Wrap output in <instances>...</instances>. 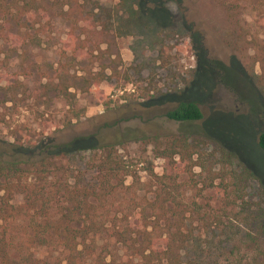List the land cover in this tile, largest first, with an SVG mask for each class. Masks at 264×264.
<instances>
[{"label": "rangeland", "instance_id": "1", "mask_svg": "<svg viewBox=\"0 0 264 264\" xmlns=\"http://www.w3.org/2000/svg\"><path fill=\"white\" fill-rule=\"evenodd\" d=\"M59 4L45 1V10L19 23L14 10L0 12V152L11 155L21 146L36 153L47 144L55 152L76 142L74 149L53 156L72 180H84L92 174L89 160L98 155L89 148L116 144L136 174L124 180L131 187L126 199L142 203L154 196V174H178L187 202L220 215L219 227L188 218L192 235L181 249L185 262H249L256 247L264 246V235L256 232L264 208V150L258 146L264 83L258 81L260 65L248 42L257 37L264 48V0H77L69 20L61 14L67 7L61 10ZM71 20L77 26L70 37ZM239 28L246 42L234 40ZM24 32L32 37L17 40ZM234 42L241 44L238 51ZM201 50L213 68L207 75L199 65ZM222 66L230 71L222 74ZM61 84L67 97L44 88ZM8 85L13 94L5 97L2 89ZM183 99L197 102L198 125L256 179L242 175L234 160L225 165L209 141L175 167L158 155L148 138L163 141L180 133L179 124L163 114ZM208 168L225 170L222 184L239 190L227 196L229 189L223 193L218 178L204 189ZM230 199L236 205L226 209Z\"/></svg>", "mask_w": 264, "mask_h": 264}, {"label": "trees", "instance_id": "2", "mask_svg": "<svg viewBox=\"0 0 264 264\" xmlns=\"http://www.w3.org/2000/svg\"><path fill=\"white\" fill-rule=\"evenodd\" d=\"M45 1L48 0H0V12L14 10V22L19 23L25 15L45 10ZM58 1L51 0V4ZM73 3L77 0H60L59 8L67 7L61 14L68 20ZM76 24V20L72 21L70 37ZM239 30L242 32L238 31L234 40L246 42L247 34L241 28ZM24 35L32 37L24 32L16 36L17 40H25ZM255 40L258 38L251 36L248 42L260 65L258 81L263 84L264 48ZM233 45L235 51L241 48L239 42ZM199 65L204 75L213 70L202 50ZM221 71L224 74L230 69L223 67ZM44 88L63 97L70 95L64 84L58 88ZM2 92L5 97L13 94L9 85ZM163 116L178 123L180 133L163 141L158 136L143 139L148 138L157 146L158 155L169 166L191 160L194 151L197 153L199 147L209 141L220 152L225 165L234 160L237 167L240 165L242 175L256 179L253 171L235 153L208 136L198 125L202 113L195 100H180ZM75 143L55 152L47 150L48 144L36 153L26 152L21 146H17L11 155L7 149L0 152V264H188L181 254L192 235L188 218L202 221L204 227L208 224L219 227L222 222L220 215L185 200L182 185L177 181L178 174H154V196L142 203H136L134 198L126 199L124 196L131 187L125 185L124 180L127 176L136 178V174L118 155L114 149L116 144L101 143L89 148L98 151V155L94 154L96 156L88 162L91 176L72 180L71 171L56 164L53 154L72 150ZM258 146L264 150V132L258 136ZM190 167L185 170L190 172ZM179 169L182 171L181 167ZM209 173V179L204 178L209 182L203 184L204 189L212 187L213 180L218 178L223 193L229 189L226 195L239 190L235 184L231 185L233 189L222 184L225 170L211 172L208 168L207 175ZM234 205V199L225 202L226 209ZM205 206L209 207V204ZM263 218L264 208H261L256 230L260 236L264 235ZM247 237L251 238L249 234ZM215 264L242 263L226 260ZM245 264H264V246L256 247V255Z\"/></svg>", "mask_w": 264, "mask_h": 264}]
</instances>
